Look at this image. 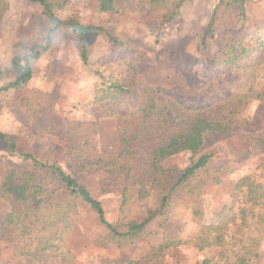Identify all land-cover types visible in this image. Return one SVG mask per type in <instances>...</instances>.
<instances>
[{"label":"rangeland","instance_id":"374dc122","mask_svg":"<svg viewBox=\"0 0 264 264\" xmlns=\"http://www.w3.org/2000/svg\"><path fill=\"white\" fill-rule=\"evenodd\" d=\"M99 1L53 0L60 23L49 41L53 23L38 4L1 1L0 66L9 69L13 58L27 56L32 76L20 88H8L12 75L0 79V132L15 143L11 151L9 141L0 139V264H264V143L249 147L243 139L262 131L264 0H243L244 14L233 0H163L155 6L148 0H114L113 12H102ZM213 12V38L207 37L202 46ZM72 23L104 30L87 37L88 66L80 58ZM226 42L254 48L244 122L227 135L205 134L198 155L211 158L187 188L172 197L167 216L146 226L144 241L107 243L108 231L81 203L69 215L68 225L59 216H44L39 236L5 224L11 208L19 207L1 190L8 171H35L33 163L21 157L24 153L73 176L101 203L109 223L142 221L148 209L156 208L153 199H140L134 187L121 208L120 194L101 192V170H80L72 162L76 142L84 144L83 157L116 144V119L107 108L99 111L103 106L95 104V96L103 84L118 80L125 87L143 83L195 100L207 78L218 71L211 60ZM31 49L40 55L34 58ZM237 76L236 70L228 80ZM241 138L244 147L239 146ZM198 155H173L163 167L177 179ZM250 190L259 193L260 205L237 202L236 193L247 196ZM242 208L249 212L244 223L239 218ZM204 228L210 234H231L235 241L224 251L221 245L197 250L193 241ZM166 241L172 246L150 263V251Z\"/></svg>","mask_w":264,"mask_h":264},{"label":"trees","instance_id":"16d2710c","mask_svg":"<svg viewBox=\"0 0 264 264\" xmlns=\"http://www.w3.org/2000/svg\"><path fill=\"white\" fill-rule=\"evenodd\" d=\"M28 1L38 4L53 23L47 36L49 41L50 35L60 23L53 12V0ZM113 1L100 0L99 9L102 12H113ZM148 1L150 5L155 6L163 0ZM233 1L238 5L239 12L244 14L243 0ZM3 12L4 9L0 5V20ZM214 21L215 12L204 33L202 46H205L207 37L213 38ZM71 26L80 41V58L83 64L88 66L87 37L91 33L104 30L95 26H82L79 23H72ZM253 49L239 47L235 42L223 43L211 60V66L218 71L207 78L200 95L195 100L175 95L174 91L168 93L161 87L153 88L143 83H137L132 88L125 87L118 80L108 86L103 84L98 90L95 104L103 106H98L99 111L100 108L102 110L107 108L109 114L116 119V144L109 150L99 151L94 154L95 156L89 153L83 157L80 147L84 144L76 142L72 150V162L80 170L92 166L101 170L105 174V177L99 181L101 192L120 194L121 208L128 202V193L134 187L140 199H153L157 206L155 209H148L147 216L142 221L130 220L120 226L109 223L105 219L101 203L73 176L56 165H43L32 155L24 153L21 157L31 161L35 171L34 173L14 169L8 171L1 190L19 207L11 208L10 213L5 217V224L16 230L33 232L39 236V232L43 231L39 226L44 216L50 218L59 216L68 225L69 215L74 213L76 204L81 203L96 213L100 225L108 231L107 243L124 241L134 244L144 241L146 226L159 216H167L172 197L178 191L187 188L189 179L203 169L211 158L207 154L198 155L205 134L212 132L227 135L244 122L241 113L247 105L246 92L253 84L252 60H249ZM31 53L34 58L40 55L33 52V49ZM247 60L248 63L245 65ZM236 70L238 76L235 81L230 82L228 77ZM9 75L13 76V80L8 88L22 87L32 76L29 58L27 56L13 58L9 69L0 66V79ZM261 103V133L255 138L243 137L249 147L252 143H264V92ZM0 139L8 140L9 149L14 151L15 143L1 132ZM241 140L242 138L239 146L244 147ZM182 152L198 156L194 157L190 165L175 179L172 171L163 167V162ZM236 194L237 202L242 206L249 202L255 206L260 205L259 193L254 195L250 190L247 192L249 197L244 195L245 192L241 193L240 197L238 193ZM240 213V223H244L249 212L242 208ZM206 230L204 228L200 236L193 241L197 250L221 245V251H224V248H228L227 246L235 241L231 234L226 236V232L210 234ZM171 246L169 241H166L153 248L147 256L150 263L152 258L164 257L165 250ZM235 250L236 248L232 249V252ZM35 257L38 259L37 253ZM245 259L244 256L240 260L244 263Z\"/></svg>","mask_w":264,"mask_h":264}]
</instances>
